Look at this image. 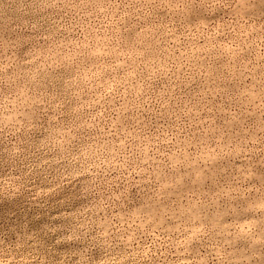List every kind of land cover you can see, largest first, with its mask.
I'll use <instances>...</instances> for the list:
<instances>
[{
	"label": "rangeland",
	"instance_id": "1",
	"mask_svg": "<svg viewBox=\"0 0 264 264\" xmlns=\"http://www.w3.org/2000/svg\"><path fill=\"white\" fill-rule=\"evenodd\" d=\"M0 264H264V0H0Z\"/></svg>",
	"mask_w": 264,
	"mask_h": 264
}]
</instances>
